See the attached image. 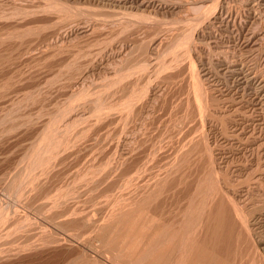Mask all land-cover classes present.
Here are the masks:
<instances>
[{
  "label": "rangeland",
  "instance_id": "obj_1",
  "mask_svg": "<svg viewBox=\"0 0 264 264\" xmlns=\"http://www.w3.org/2000/svg\"><path fill=\"white\" fill-rule=\"evenodd\" d=\"M263 197L264 0H0V264H151L189 218L193 259L222 201L264 264Z\"/></svg>",
  "mask_w": 264,
  "mask_h": 264
},
{
  "label": "bare ground",
  "instance_id": "obj_2",
  "mask_svg": "<svg viewBox=\"0 0 264 264\" xmlns=\"http://www.w3.org/2000/svg\"><path fill=\"white\" fill-rule=\"evenodd\" d=\"M145 53V52H144ZM144 53H143V55H144ZM156 71H157V69H156ZM145 72V71H144ZM106 84V83H105ZM130 88V87H129ZM105 90V89H104ZM132 90V89H131ZM136 91V90H135ZM98 93V92H97ZM111 94V93H110ZM100 95V94H99ZM119 95V94H118ZM117 95V96H118ZM110 96V95H109ZM108 96V97H109ZM107 97V98H108ZM124 98V97H123ZM132 99V98H131ZM188 101V100H187ZM113 102V101H112ZM135 103H137V102H135ZM107 105V104H106ZM116 106V105H115ZM177 106V105H176ZM174 108H175V106H174ZM111 109V108H110ZM166 109H167V107H166ZM112 110V109H111ZM117 110V109H116ZM137 111V110H136ZM160 111V110H159ZM177 111V110H176ZM166 112V111H165ZM128 113V112H127ZM109 114V113H108ZM118 114H119V112H118ZM139 114V113H138ZM172 114V113H171ZM184 114V113H183ZM187 114V113H186ZM117 116V115H116ZM129 118V117H128ZM117 119V118H116ZM124 119V118H123ZM125 120V119H124ZM128 120V119H127ZM185 122V121H184ZM58 123V122H57ZM178 123V122H177ZM53 127V126H52ZM68 127V126H67ZM113 127V126H112ZM162 127V126H161ZM66 128V127H65ZM119 128V127H118ZM54 130V129H53ZM57 130H59V129H57ZM48 131V130H47ZM117 131V130H116ZM130 131V130H129ZM145 131V130H144ZM50 132H52V129H50V131H48V133H50ZM56 132V131H55ZM108 132V131H107ZM171 132V131H170ZM169 132V133H170ZM47 133V135H49ZM53 133V132H52ZM61 133V132H60ZM106 133V132H105ZM44 134H46V132L44 133ZM67 134V133H66ZM167 134V133H166ZM50 135H52V134H50ZM53 135H54V133H53ZM82 135V134H81ZM94 135V134H93ZM101 135V134H100ZM145 135H147V134H145ZM179 135V134H178ZM61 136V135H60ZM63 136V135H62ZM112 136V135H111ZM58 137V136H57ZM109 137V136H108ZM186 137V136H185ZM48 138V137H47ZM60 138V137H59ZM196 138V137H195ZM63 139V138H62ZM53 140H54V138H53ZM99 140V139H98ZM107 140V139H106ZM188 140H189V138H188ZM49 141V140H48ZM88 141V140H87ZM42 142V141H41ZM56 142V141H55ZM119 142V141H118ZM188 142V141H187ZM65 143V142H64ZM128 143V142H127ZM96 144V143H95ZM140 144V143H139ZM55 145V144H54ZM153 145V144H152ZM155 145V144H154ZM146 146H148V145H146ZM183 146V145H182ZM188 146V145H187ZM189 146H191V145H189ZM201 146V145H200ZM42 147V146H41ZM52 147H54L53 145H52ZM96 147V146H95ZM134 147V146H133ZM138 147V146H137ZM171 147V146H170ZM177 147V146H176ZM193 147V146H192ZM49 148V147H48ZM92 148V147H91ZM178 148V147H177ZM189 148V147H188ZM47 149V148H46ZM140 149H142V148H140ZM182 149V148H181ZM190 149V148H189ZM180 150V149H179ZM193 150V149H192ZM39 151V150H38ZM175 151V150H174ZM183 151H184V149H183ZM182 151V152H183ZM189 151V150H188ZM133 152V151H132ZM195 152V151H194ZM197 152V151H196ZM195 152V153H196ZM40 153V152H39ZM155 153V152H154ZM189 153V152H188ZM187 153V154H188ZM42 154V153H41ZM185 154V153H184ZM183 154V155H184ZM38 155V154H37ZM36 155V156H37ZM145 155V154H144ZM150 155V154H149ZM171 155V154H170ZM190 155V154H189ZM39 156V155H38ZM147 156V155H146ZM166 156V155H165ZM198 156V155H197ZM40 157V156H39ZM141 157V156H140ZM170 157V156H169ZM181 157V156H180ZM147 158V157H146ZM151 158V157H150ZM172 158V157H171ZM195 158V157H194ZM162 159V158H161ZM198 159V158H197ZM201 159V158H200ZM180 160V159H179ZM182 160V159H181ZM35 161V160H34ZM170 161V160H169ZM201 161V160H200ZM176 162V161H175ZM180 162V161H179ZM36 163V162H35ZM119 163H121V162H119ZM149 163V162H148ZM171 163V162H170ZM211 163V162H210ZM132 164V163H131ZM29 165V164H28ZM35 165V164H34ZM145 165V164H144ZM171 165V164H170ZM178 165V164H177ZM176 165V166H177ZM185 165V164H184ZM201 165V164H200ZM209 165V164H208ZM134 166V165H133ZM173 166V165H172ZM188 166V165H187ZM194 166V165H193ZM136 167V166H135ZM166 167H168V166H166ZM205 167H207L208 168V166H205ZM37 168V167H36ZM122 168V167H121ZM173 168V167H172ZM172 168L170 169L171 171H172ZM190 168V167H189ZM195 168V167H194ZM193 168V169H194ZM199 168H201V167H199ZM124 169V168H123ZM166 169V168H165ZM169 169V168H168ZM185 169V168H184ZM205 169V168H204ZM29 170V169H28ZM105 170V169H104ZM103 170V171H104ZM128 170V169H127ZM131 170H133V169H131ZM135 170V169H134ZM182 170V169H181ZM212 170V169H211ZM26 171V170H25ZM24 171V172H25ZM32 171V170H31ZM160 171V170H159ZM168 171V170H167ZM189 171H190V169H189ZM192 171V170H191ZM201 171H202V169H201ZM207 171V170H206ZM214 171V170H213ZM22 172V171H21ZM119 172V171H118ZM140 172V171H139ZM183 172V171H182ZM181 172V173H182ZM132 173V172H131ZM191 173V172H190ZM189 173V174H190ZM212 173V172H211ZM217 173V172H216ZM32 174V173H31ZM122 174V173H121ZM126 174V173H125ZM165 174V173H164ZM214 174V173H213ZM16 175V174H15ZM27 175V174H26ZM169 175H170V173H169ZM172 175V174H171ZM176 175V174H175ZM137 176V175H136ZM185 176V175H184ZM195 176V175H194ZM201 176V175H200ZM213 176V175H212ZM16 177V176H15ZM135 177V176H134ZM183 177V176H182ZM181 177V178H182ZM209 177V176H208ZM211 177V176H210ZM101 178V177H100ZM147 178V177H146ZM177 178V177H176ZM188 178V177H187ZM190 178V177H189ZM204 178V177H203ZM216 178V177H215ZM123 179V178H122ZM134 179V178H133ZM149 179V178H148ZM151 179V178H150ZM162 179H163V177H162ZM169 179H171V178H169ZM212 179V178H211ZM23 180V179H22ZM159 180V179H158ZM182 180V179H181ZM218 180V179H217ZM117 181V180H116ZM148 181V180H147ZM212 181V180H211ZM27 182H29V181H27ZM136 182V181H135ZM140 182V181H139ZM149 182V181H148ZM194 182V181H193ZM208 182V181H207ZM213 182V181H212ZM125 183V182H124ZM137 183V182H136ZM143 183V182H142ZM162 183V182H161ZM164 183V182H163ZM169 183V182H168ZM172 183V182H171ZM170 183V184H171ZM200 183V182H199ZM204 183H205V181H204ZM101 184V183H100ZM115 184V183H114ZM118 184V183H117ZM127 184H129V183H127ZM138 184V183H137ZM156 184V183H155ZM165 184V183H164ZM167 184V183H166ZM169 184V185H170ZM209 184V183H208ZM16 185V184H15ZM125 185V184H124ZM145 185V184H144ZM143 185V186H144ZM153 185V184H152ZM158 185V184H157ZM157 185H156V187H157ZM172 185V184H171ZM205 185V184H204ZM203 185V186H204ZM207 185V184H206ZM97 186V185H96ZM182 186V185H181ZM184 186V185H183ZM195 186V185H194ZM210 186H211V184H210ZM138 187V186H137ZM166 187H167V185H166ZM170 187V186H169ZM192 187V186H191ZM214 187V186H213ZM223 187V186H222ZM221 187V188H222ZM230 187V186H229ZM228 187V188H229ZM32 188V187H31ZM69 188V187H68ZM82 188V187H81ZM164 188V187H163ZM209 188V187H208ZM236 188V187H235ZM240 188V187H239ZM6 189V188H5ZM25 189V188H24ZM88 189V188H87ZM150 189V188H149ZM156 189V188H155ZM180 188H178V190H179ZM206 189V188H205ZM218 189V188H217ZM11 190V189H10ZM13 190V189H12ZM98 190V189H97ZM126 190V189H125ZM134 190H137V188L136 189H134ZM141 190V189H140ZM197 190H199V189H197ZM204 190V189H203ZM230 190V189H229ZM142 191V190H141ZM160 191V190H159ZM200 191V190H199ZM206 191H208V190H206ZM12 192V191H11ZM79 192V191H78ZM152 192V191H151ZM150 192V193H151ZM170 192V191H169ZM173 192H175V191H173ZM179 192V191H178ZM195 192V191H194ZM218 192V191H217ZM29 193V192H28ZM75 193V192H74ZM125 193V192H124ZM139 193V192H138ZM149 193V194H150ZM171 193H172V191H171ZM197 193V192H196ZM204 193H205V190H204ZM219 193V192H218ZM222 193V192H221ZM11 194V193H10ZM22 194V193H21ZM63 194V193H62ZM145 194V193H144ZM143 194V195H144ZM159 194V193H158ZM177 194V193H176ZM194 194V193H193ZM207 194V193H206ZM208 194H210V192L208 193ZM213 194V193H212ZM28 195V194H27ZM92 195V194H91ZM123 195V194H122ZM142 195V194H141ZM141 195H139V196H141ZM216 196H218V194H215ZM215 195H214V197H215ZM225 195V194H224ZM223 195V196H224ZM22 196V195H21ZM80 196V195H79ZM83 196V195H82ZM107 196V195H106ZM130 196V195H129ZM138 196V197H139ZM160 196V195H159ZM172 196V195H171ZM190 196H191V194H190ZM201 196H203V195H201ZM209 196V195H208ZM208 196H207V198H208ZM227 196V195H226ZM230 196V195H229ZM73 197V196H72ZM91 197V196H90ZM90 197H89V199H90ZM125 197H127V196H125ZM137 197V196H136ZM146 197V196H145ZM184 197V196H183ZM189 197V196H188ZM193 197V196H192ZM191 197V198H192ZM196 197V196H195ZM195 197L193 198V199H195ZM219 197V196H218ZM228 197V196H227ZM226 197V198H227ZM233 197V196H232ZM144 198V197H143ZM149 198V197H148ZM165 198V197H164ZM199 198V197H198ZM264 198V197H263ZM76 199V198H75ZM126 199V198H125ZM128 199V198H127ZM190 199V198H189ZM200 199V198H199ZM205 199V198H204ZM204 199H202L203 200V202H204ZM211 199V198H210ZM216 199V198H215ZM214 199V200H215ZM217 199H219V198H217ZM227 199H229V197L227 198ZM245 199V198H244ZM43 200V199H42ZM53 200V199H52ZM73 200V199H72ZM109 200V199H108ZM206 200V199H205ZM221 200V199H220ZM230 200H232V199H230ZM26 201V200H25ZM84 201V200H83ZM127 201V200H126ZM151 201V200H150ZM188 201V200H187ZM186 201V202H187ZM193 201L194 200H192V203H193ZM196 201V200H195ZM212 201V200H211ZM217 201V200H216ZM229 201V200H228ZM237 201V200H236ZM27 202V201H26ZM61 202V201H60ZM60 202H58V203H60ZM100 202V201H99ZM144 202V201H143ZM143 202L141 203V204H143ZM155 202V201H154ZM219 202V201H218ZM224 204H223V203ZM222 202H220L219 203V206L218 205H216V206H218V207H216L215 206V211L213 210L210 214L211 215H209L208 216V220H207V222L204 224V226L205 227H207L208 228V231H209V229H211L210 230V232H211V234L208 236V237H205L206 239L204 240V238H202L199 242L200 243H202L203 242V244H199V245H204V247L202 246V248H201V246H200V248L198 249V247L196 248L195 247V250H193V252L194 253H196V256H195V258H191V259H189L190 257H188L187 258V256H186V251H185V247L183 248V243H185V241H186V239L188 238V236L186 235L188 232H190V227L192 226V225H190V227L189 226H186L185 228H187V227H189V229L187 228V231L185 230L184 231V225L187 223V224H190V223H192L191 221H193V220H190V218H189V220L188 219H183V218H186V216L185 217H183L182 218V216L183 215H185L188 211H186V213L184 214V213H182V216H181V220L183 219V222L181 223V224H184L183 226L182 225H180V224H178L177 223V225L175 226V228H177V226H180V228H179V230H174L175 228L171 225V227L172 228H174L173 229V231H170L171 233H173V234H171V233H169L170 234V236H169V238L172 236V238H174V237H177V236H179V238L177 237V241L175 240V239H173L174 241H175V243H174V245H170L169 243L171 242V241H169L167 244L168 245H170L171 246V248H170V251L169 250H167V247H170V246H167L166 244V249L165 250H167V251H169V252H166V254L168 255L167 257H168V259L167 260H165L166 258L164 257V254L163 255H159V257H157V256H155V257H153L152 256V259L153 258H156V260H158V261H153V260H155V259H153V260H151V262L153 261V262H155V263H151V264H156L157 262H159L163 257L165 258H163V260H161V263H159V264H162V261H167L169 264H182V262L184 261V259H186L187 258V261H185V262H189L188 264H225L223 261L224 260H222L221 258L222 257H224V256H222V257H220L221 255H219V253H218V251H219V248H217V245L216 244H218V243H220L221 241H222V239H223V236L222 235H224L223 233H221L220 234V232H222L224 229V227H225V225H226V223L228 224V226H229V221H232V218H230L229 216L231 215V216H233L232 215V213L230 214L229 212L231 211V209L233 208L234 209V211L232 210V212H235L237 215V217H238V220H240V221H242L243 223H247V222H244L245 221V219L247 220V218L245 217V219L243 218L244 217V214L246 213H242L241 211H243V210H240V207H238V205L236 204V203H234L233 205H232V203L230 202V205H232V206H229V205H227L224 201H222ZM226 202H227V200H226ZM249 202V201H248ZM22 203V202H21ZM49 203V202H48ZM67 203V202H66ZM72 203V202H71ZM93 203V202H92ZM121 202H119V204H120ZM126 203V202H125ZM151 203V202H150ZM161 203V202H160ZM200 203H202V202H200ZM206 203V202H205ZM63 204V203H62ZM62 204H60L61 205V207H62ZM103 204V203H102ZM127 204V203H126ZM134 204V203H133ZM140 204V203H139ZM151 204H153V203H151ZM226 204V205H225ZM42 205V204H41ZM44 205V204H43ZM47 205V204H46ZM84 205V204H83ZM96 205V204H95ZM118 205V204H117ZM146 205V204H145ZM145 205H144V207H145ZM172 205V204H171ZM175 205V204H174ZM191 205V204H190ZM197 205H199V204H197ZM213 205V207H214V204H212ZM211 205V206H212ZM79 206V205H78ZM93 206H94V204H93ZM99 206V205H98ZM101 206V205H100ZM129 206V205H128ZM170 206V205H169ZM201 206L203 207V205L201 204ZM200 206V207H201ZM228 206L229 207H231V209L229 210L228 209ZM138 207V206H137ZM177 207H178V205H177ZM183 207V206H182ZM192 207V206H191ZM207 207V206H206ZM41 208H42V206H41ZM73 208V207H72ZM87 208H89V207H87ZM116 208V207H115ZM114 208V209H115ZM129 208V207H128ZM140 208V207H139ZM160 208V207H159ZM187 208V207H186ZM45 209V208H44ZM54 209V208H53ZM92 209H93V207H92ZM122 209V208H121ZM126 209V208H125ZM148 209V208H147ZM154 209V208H153ZM188 209H189V206H188ZM201 209V208H200ZM99 210V209H98ZM141 210V209H140ZM151 210V209H150ZM169 210V209H168ZM176 210H178V209H176ZM197 210V209H196ZM53 211H55V210H53ZM75 211V210H74ZM145 211V210H144ZM170 211V210H169ZM171 211H173V210H171ZM175 211V210H174ZM182 211V210H181ZM201 212H202V210H200ZM199 211V212H200ZM59 212V211H58ZM116 212V211H115ZM121 212V211H120ZM125 212V211H124ZM126 212H128V211H126ZM133 212V211H132ZM146 212H147V210H146ZM145 212V213H146ZM180 212V211H179ZM193 212V211H192ZM197 212V211H196ZM244 212V211H243ZM260 212V211H259ZM35 213V212H34ZM37 213V212H36ZM50 213V212H49ZM66 213V212H65ZM78 213V212H77ZM90 213V212H89ZM123 213V212H122ZM131 213V212H130ZM135 213V212H134ZM151 213V212H150ZM159 213V212H158ZM174 213V212H173ZM70 214V213H69ZM76 214V213H75ZM95 214V213H94ZM124 214V213H123ZM188 214V213H187ZM191 214V213H190ZM202 214H203V212H202ZM202 214L200 215V216H202ZM207 214V213H206ZM249 214V213H248ZM251 214V213H250ZM4 215V214H3ZM92 215V214H91ZM104 215V214H103ZM145 215V214H144ZM173 215V214H172ZM189 215V214H188ZM199 215V214H198ZM78 216V215H77ZM122 216H124V215H122ZM121 216V217H122ZM127 216H129V215H127ZM191 216V215H190ZM194 216V215H193ZM192 216V217H193ZM195 216H197V215H195ZM205 216H207V215H205ZM250 216V215H249ZM1 217V216H0ZM98 217V216H97ZM121 217H120V219H121ZM157 217V216H156ZM172 217V216H171ZM179 217H180V215H179ZM235 217V216H234ZM2 218V217H1ZM82 218V217H81ZM85 218V217H84ZM109 218V217H108ZM136 218V217H135ZM140 218V217H139ZM144 218V217H143ZM151 218V217H150ZM195 218V217H194ZM197 218V217H196ZM199 218V217H198ZM231 220H230V219ZM63 219V218H62ZM87 219V218H86ZM154 219V218H153ZM159 219V218H158ZM162 219V218H161ZM164 219H165V217H164ZM169 219V218H168ZM180 219V218H179ZM200 219V218H199ZM198 219V220H199ZM64 220V219H63ZM84 220V219H83ZM156 220V219H155ZM178 220V219H177ZM201 220V219H200ZM199 220V221H200ZM244 220V221H243ZM16 221V220H15ZM53 221H54V219H53ZM74 221V220H73ZM129 221V220H128ZM137 221H139V220H137ZM174 221V220H173ZM175 221H176V219H175ZM179 221V220H178ZM196 221V220H195ZM194 221V224L196 223ZM203 221V220H202ZM72 222V221H71ZM81 222V221H80ZM132 222V221H131ZM141 222V221H140ZM139 222V223H140ZM144 222V221H143ZM154 221H152V223H153ZM177 222V221H176ZM198 222V221H197ZM235 222V221H234ZM242 222H240V223H242ZM37 223V222H36ZM81 223H83V222H81ZM89 223V222H88ZM139 223L137 224V225H139ZM149 223V222H148ZM172 224H173V222H171ZM170 223V224H171ZM180 223V222H179ZM202 223V222H201ZM1 224V223H0ZM16 224V223H15ZM64 224V223H63ZM157 224V223H156ZM166 224V223H165ZM175 224V223H174ZM199 223H197V225H198ZM203 224V223H202ZM231 224H233V221H232V223H230V225ZM235 224H236V222H235ZM244 224V225H245ZM13 225V224H12ZM71 225V224H70ZM92 225V224H91ZM136 225V226H137ZM150 225V224H149ZM153 225V224H152ZM162 225V224H161ZM196 225V224H195ZM200 225V224H199ZM157 226H159L158 224H157ZM164 226V225H163ZM167 226V225H166ZM169 226V225H168ZM69 227V226H68ZM142 227V226H141ZM149 227V226H148ZM147 227V228H148ZM226 227H227V225H226ZM231 227H232V225H231ZM248 227V226H247ZM25 228V227H24ZM143 228V227H142ZM141 228V229H142ZM164 228V227H163ZM166 228V227H165ZM193 228V227H192ZM196 228V227H195ZM197 228H198V226H197ZM196 228V229H197ZM74 229V228H73ZM140 229V228H139ZM155 229H156V227H155ZM160 228H158V230H159ZM178 229V228H177ZM195 229V230H196ZM204 229V228H203ZM230 229V228H229ZM231 229H233V228H231ZM2 230V229H1ZM50 230V229H49ZM71 230V229H70ZM75 230V229H74ZM150 230V229H149ZM157 230V229H156ZM197 230H199V228L197 229ZM206 230V229H205ZM10 231V230H9ZM160 231V230H159ZM167 231H169V229H167ZM200 231V230H199ZM207 231V230H206ZM228 231V230H227ZM226 231V232H227ZM17 232V231H16ZM48 232V231H47ZM103 232V231H102ZM149 232V231H148ZM153 232V231H152ZM162 232V231H161ZM186 232V233H185ZM193 232V231H192ZM192 232H191V234H190V236L192 235ZM250 232V231H249ZM5 233V232H4ZM7 233V232H6ZM23 233H25V232H23ZM158 233H160V232H158ZM168 233V232H167ZM196 233H197V231H196ZM209 233V232H208ZM232 233V232H231ZM261 233V232H260ZM19 234V233H18ZM150 234V233H149ZM155 234V233H154ZM184 234V235H183ZM206 234V233H205ZM14 235V234H13ZM142 235V234H141ZM147 235V234H146ZM157 235H159V234H157ZM164 235V234H163ZM175 235H177V236H175ZM186 235V236H185ZM7 236V235H6ZM92 236V235H91ZM90 236V237H91ZM166 236V235H165ZM185 236V237H184ZM193 236V235H192ZM194 236L196 237L197 235H195L194 234ZM232 236V235H231ZM16 237H18L17 235H16ZM24 237V236H23ZM156 237V236H155ZM161 237V236H160ZM168 237V236H167ZM187 237V238H186ZM198 237V236H197ZM201 237H202V235H201ZM226 237V236H225ZM229 237V236H228ZM36 238V237H35ZM40 238V237H39ZM54 238V237H53ZM103 238V237H102ZM137 238H138V236H137ZM159 238V237H158ZM163 238H164V236H163ZM172 238H170V240L172 239ZM262 238V237H261ZM7 239V238H6ZM150 239V238H149ZM180 239V240H179ZM185 239V240H184ZM193 239H195L194 237L192 238V239H190L191 241L193 240ZM226 239V238H225ZM263 239V238H262ZM24 240H25V238H24ZM28 240V239H27ZM34 240V239H33ZM165 240H167V239H165ZM169 240V239H168ZM173 240H172V242L171 243H173ZM189 240V241H190ZM224 240V239H223ZM7 241H9V240H7ZM69 241V240H68ZM102 241H103V239H102ZM155 241V240H154ZM178 241H180V244H179V242ZM183 241V243H181ZM239 241V240H238ZM253 241V240H252ZM251 240H250V242H252ZM18 242V241H17ZM22 242V241H21ZM36 242V241H35ZM142 242V241H141ZM151 242V241H150ZM149 242V243H150ZM159 242H161L160 240H159ZM176 242H178V243H176ZM187 242H188V239H187ZM193 242V241H192ZM195 242H197V240L195 241ZM23 243V242H22ZM106 243V242H105ZM198 243V242H197ZM237 243V242H236ZM242 243H244V242H242ZM30 244V243H29ZM139 244V243H138ZM178 244V245H177ZM194 242H193V246H194ZM221 244V243H220ZM5 245H7V244H5ZM74 245V244H73ZM140 245V244H139ZM144 245V244H143ZM158 245V244H157ZM185 245H187L186 243H185ZM191 245V244H190ZM197 245V244H196ZM215 245H216V248H215ZM245 245V244H244ZM85 246V245H84ZM91 246V245H90ZM116 246V245H115ZM141 246V245H140ZM152 246H154V245H152ZM159 246V245H158ZM163 246V245H162ZM189 246V245H188ZM188 246H187V248H188ZM193 246H192V248L191 249H193ZM219 246V245H218ZM248 246V245H247ZM1 247V246H0ZM113 247V246H112ZM156 247V246H155ZM161 247V246H160ZM159 247V248H160ZM220 247V246H219ZM139 248V247H138ZM158 248V249H159ZM165 248V247H164ZM163 248V249H164ZM234 248V247H233ZM241 248V247H240ZM263 248V247H262ZM2 249V248H1ZM136 249H137V247H136ZM148 249V248H147ZM154 250L155 249H157V248H153ZM152 249V250H153ZM169 249V248H168ZM183 249V250H182ZM234 249H236V248H234ZM253 249V248H252ZM264 249V248H263ZM5 250V249H4ZM110 250V249H109ZM139 250H141V249H139ZM161 250V249H160ZM189 250V249H188ZM245 250V249H244ZM257 250V249H256ZM1 251V250H0ZM138 251V250H137ZM142 251V250H141ZM156 251V250H155ZM164 251V250H163ZM192 251V250H191ZM235 251V250H234ZM143 252V251H142ZM144 252H146V251H144ZM143 252V253H144ZM149 252H151V250H150V245H149ZM162 252V251H161ZM188 252V254L189 255H191V253H190V251H187ZM192 252V253H193ZM237 252V251H236ZM261 252V251H260ZM142 253V254H143ZM156 253V252H155ZM231 253V252H230ZM255 253V252H254ZM262 253V252H261ZM140 254V253H139ZM145 254H147V253H145ZM145 254H143V255H145ZM151 254V253H150ZM162 254V253H161ZM187 254V255H188ZM233 254V253H232ZM237 254V253H236ZM240 254V253H239ZM258 254V253H257ZM188 255V256H189ZM195 255V254H194ZM235 255V254H234ZM246 255V254H245ZM250 255V254H249ZM248 255V256H249ZM137 256V255H136ZM244 256V255H243ZM2 257V256H1ZM143 257V256H142ZM142 257H140V258H142ZM147 257V256H146ZM145 257V258H146ZM160 257H162V258H160ZM192 257H193V255H192ZM237 257V256H236ZM240 257V256H239ZM257 257V256H256ZM259 257H260V255H259ZM264 257V256H263ZM136 258V257H135ZM139 258V257H138ZM144 258V257H143ZM157 258H160V260L159 259H157ZM230 258V257H229ZM245 258V257H244ZM248 258V257H247ZM255 258V257H254ZM6 259V258H5ZM137 259V258H136ZM241 259V258H240ZM242 259H243V257H242ZM246 259V258H245ZM256 259V258H255ZM254 259V260H255ZM82 260V259H81ZM142 260V259H141ZM149 260V259H148ZM188 260H190V261H188ZM264 260V259H263ZM263 260H262V263H263ZM42 261V260H41ZM143 261V260H142ZM142 261H139V259H138V262L140 263L141 262V264H142ZM144 261H145V263H146V259H144ZM164 261V262H165ZM244 261V260H243ZM250 261V260H249ZM258 261V260H257ZM256 261V262H257ZM260 261V260H259ZM257 262V264L258 263H260V262ZM33 262V261H32ZM135 262V261H134ZM233 262V261H232ZM136 263V262H135ZM3 264V263H2ZM30 264V263H29ZM105 264V263H104ZM158 264V263H157ZM164 264V263H163ZM234 264H236V261H235V263ZM241 264V263H240ZM254 264H255V262H254ZM261 264V263H260Z\"/></svg>",
  "mask_w": 264,
  "mask_h": 264
}]
</instances>
